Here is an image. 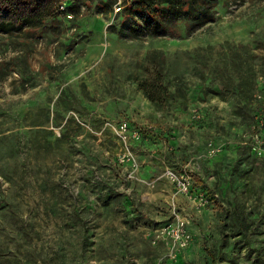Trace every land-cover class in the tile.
<instances>
[{
    "label": "rangeland",
    "instance_id": "obj_1",
    "mask_svg": "<svg viewBox=\"0 0 264 264\" xmlns=\"http://www.w3.org/2000/svg\"><path fill=\"white\" fill-rule=\"evenodd\" d=\"M99 1L86 0L77 18L61 14L45 34L0 37V264H262L264 104L247 124L233 100H202L191 52L249 46L264 83V0H220L210 31L165 38L109 32L115 7L132 0H111L103 13ZM153 50L186 105L160 111L137 88L134 78L153 74ZM68 88L75 109L56 127L54 104ZM204 110L214 123L196 127ZM166 170L188 175L196 191L180 192ZM176 216L189 221L192 240L171 258L155 230Z\"/></svg>",
    "mask_w": 264,
    "mask_h": 264
},
{
    "label": "trees",
    "instance_id": "obj_2",
    "mask_svg": "<svg viewBox=\"0 0 264 264\" xmlns=\"http://www.w3.org/2000/svg\"><path fill=\"white\" fill-rule=\"evenodd\" d=\"M85 2L86 0H0V37H21L23 35L31 39L45 34L46 28H52L50 22L54 20L59 22L61 14L77 18L79 15L77 10ZM220 2V0H132L124 10L115 14L117 23L110 24L107 29L120 38L180 37L183 32L187 35L202 34L212 29L216 20V8ZM61 5L66 7L72 5L76 8L72 9V13L60 12L59 6ZM112 5L111 0H100L96 4L97 12L103 13L106 9L111 10ZM181 25H183V30L180 28ZM191 53L195 62V70L203 80L199 87L202 100L207 96L220 97L223 100L231 99L237 104L234 108L235 115L242 117L246 123V120L254 123L257 114L263 112L264 104V83L260 84L261 81L254 64L258 55L251 52L249 46L233 45L228 41L197 47ZM146 59H149L153 65V76L134 78L137 88L145 99L160 111H169L173 105L177 107L186 105L185 88L182 86L170 88L164 82L165 55L153 50ZM212 74H216L217 77L212 78ZM63 96L64 92L60 91L53 108L55 113L53 121L56 127L59 126L55 124L58 119H64L66 112L75 109V98L71 96L69 88L65 98ZM258 96H260L259 99ZM55 106L60 107L61 111H58ZM40 112L45 116L43 121L47 123L50 119L49 108L42 109ZM201 117L194 122L196 127L213 125L214 122L209 119L207 110H204V116ZM69 122L67 119L63 128L66 126L65 128L69 129ZM173 129L169 126L162 128L161 132L166 135L164 140L168 141L173 137ZM141 130L143 139H152V127ZM161 132L160 135H162ZM65 137L67 136L63 132L62 138ZM172 146L174 147L175 144ZM225 150H227L226 147ZM191 191H196L194 185ZM238 219L241 233L245 234L244 231L248 226L242 217L238 216ZM84 239L85 241L88 239L87 235ZM225 243L223 240L221 245ZM208 251L215 258L214 251ZM260 260L264 264V259Z\"/></svg>",
    "mask_w": 264,
    "mask_h": 264
},
{
    "label": "built area",
    "instance_id": "obj_3",
    "mask_svg": "<svg viewBox=\"0 0 264 264\" xmlns=\"http://www.w3.org/2000/svg\"><path fill=\"white\" fill-rule=\"evenodd\" d=\"M59 8L62 9L63 6H60ZM120 9L121 6H116L115 12H119ZM120 129L121 132H125L126 126L121 125ZM165 175L170 181L175 183L180 192L185 194L191 192L192 184L188 175H177L171 170H166ZM202 200L203 199L201 198V201ZM188 223L189 221L186 218L176 216L171 223L155 230V238L161 239L165 242L169 248V255L171 258H174L177 253L185 250L192 240L191 233L188 229ZM156 239L154 241H156Z\"/></svg>",
    "mask_w": 264,
    "mask_h": 264
}]
</instances>
